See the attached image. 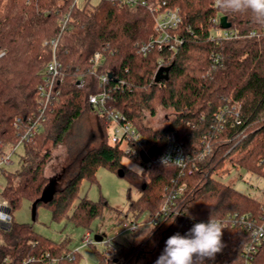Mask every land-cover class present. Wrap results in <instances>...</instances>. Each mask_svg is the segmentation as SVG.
Segmentation results:
<instances>
[{
    "label": "trees",
    "instance_id": "1",
    "mask_svg": "<svg viewBox=\"0 0 264 264\" xmlns=\"http://www.w3.org/2000/svg\"><path fill=\"white\" fill-rule=\"evenodd\" d=\"M148 1L180 9L182 22L171 32L183 39L176 50L162 53L154 48L147 56L140 55L139 46L158 34L154 17L145 8L122 7L119 0H100L95 6L87 0L73 9V0H0V144L11 148L10 153L16 152L20 141L17 120L26 122L38 111V86L52 59L51 41L60 34L58 20L64 13L71 19L57 48L65 74L61 96L49 112L44 130L23 145L19 168L3 171L6 185L1 196L9 204L12 223L0 228V264L81 263V254L69 249L67 241L48 239L32 225L17 223L13 214L24 200L33 205L46 192L51 182L44 175L51 160L47 146L60 145L73 123L91 109L89 97L101 90V76L108 77L107 89L120 83V90H113L109 107L123 113L148 140L145 146L151 156L163 153L168 136L176 133L189 157L187 167L149 165L141 157L137 162L143 166L142 173L126 168L124 152L109 143V126L98 116L100 147L83 154L76 175L62 189L55 187L49 201H40L38 207L51 208L54 221L69 219L89 229L107 204L104 199L93 202L80 198V186L84 180L97 183V172L107 168L118 175L122 172L141 192L136 200L130 198L128 214L133 221L138 222L144 214L150 220L183 186L186 189L178 202L184 201L182 209L196 220L208 221L212 216L224 221L238 214L250 216L258 224L264 221L260 201L212 177L232 167L264 179V38L220 43L209 39L211 19L219 14L227 16L242 34L264 24L250 11L222 10L216 7V0ZM97 52L104 54L105 62L93 71L92 59ZM213 54L221 57L216 67ZM161 68H169V79L156 82ZM234 102L242 106V123L229 120L224 130L215 134L216 115ZM160 108L172 110L176 116L163 129L153 130L144 120L147 113L155 115ZM204 140L211 142L212 151L201 160ZM177 233L185 235L184 222L178 217L162 222L143 240L137 239L142 234L138 229L127 243L118 245L114 257L97 252L98 264H155L166 240ZM222 239V251L204 264H247L244 251L251 242L247 228L231 226L223 230ZM252 264H264V245Z\"/></svg>",
    "mask_w": 264,
    "mask_h": 264
},
{
    "label": "built area",
    "instance_id": "2",
    "mask_svg": "<svg viewBox=\"0 0 264 264\" xmlns=\"http://www.w3.org/2000/svg\"><path fill=\"white\" fill-rule=\"evenodd\" d=\"M80 0H73L72 9L79 5ZM119 4L122 7L127 8H145L154 17L155 28L157 36L151 38L148 42L143 43L139 46L138 53L142 56H147L154 48H158L160 52L165 50H176L178 46L183 43V39L173 35L171 32L178 29L182 19L179 8H169L166 2L157 3L148 0H119ZM217 7V5H216ZM224 15L219 14L218 16L211 19V30L209 33V39L213 42L220 43L223 41H233L242 38H264V25L259 29H254L247 34H242L241 31L233 27L232 22L230 28H223L221 25V18ZM70 14L64 13L58 20V27L60 34L58 38L51 41L53 47L52 59L47 63L42 81L38 86V111L37 113L29 118L26 122L22 119H18L15 127L19 131V143L14 149L15 151L21 145L30 143L37 133L44 130L45 123L48 120L49 112L52 110L54 104L58 101L61 96L60 86L64 82V71L61 61L57 55V48L59 45L60 37L64 32L70 28ZM3 53L0 55V57ZM220 55L213 54L212 60L214 67L220 62ZM105 62L104 54L97 52L92 59V70L95 71L100 68ZM101 90L98 94L91 95L89 97V105L96 114L103 118L109 127H112L111 142L112 146H118L120 150L124 152V160L131 162L133 165L143 169L137 160L144 158L147 163L150 164H161V165H175L180 169H185L188 164V154L184 149L182 141L178 138L176 133H172L167 138V146L163 153L156 157H152L149 150L146 148L147 139L127 120L126 116L115 108H110L109 103L112 101L113 90H120V83L115 84L113 89H107L105 85L108 83L107 76H101ZM84 82L79 83L78 86L82 87ZM241 104L234 102L229 103L223 108L215 117V125L213 131L220 132L224 130L225 125L229 120H234L236 124L242 123L240 117ZM204 150L200 155L202 160L205 156L209 155L212 151V145L209 140H204ZM235 147V146H234ZM13 152L6 156L0 161V166L10 165L11 155ZM127 165V164H126ZM128 166V165H127ZM243 171L242 169H238ZM193 170L190 171L192 173ZM240 174V173H239ZM238 174V175H239ZM258 179H261L257 176ZM186 186L180 188L179 191L172 193L169 198L162 205L161 209L154 217L145 223H139L136 221L128 222L124 228L119 229L117 236L125 233L133 234L142 226H148L152 222L159 226L162 222L172 217H178L184 222V234H187L195 223L207 222L206 220H196L186 214L182 209V204L178 202L180 197L183 195ZM264 199V192H263ZM264 206V200L262 201ZM0 207L7 213L6 220H0V228H7L12 223V215L10 213V207L7 201H1ZM224 225V230L234 225H241L251 234V242L245 247L244 257L246 258L247 264H252L254 256L257 254L260 246L264 245V221L261 224L256 223L250 219V216H239L238 214L229 216L224 221L219 220ZM117 239L112 241L103 240L100 243H104L108 251L111 253L115 250V243ZM94 240L91 238V233H87L85 237V244L92 245Z\"/></svg>",
    "mask_w": 264,
    "mask_h": 264
},
{
    "label": "rangeland",
    "instance_id": "3",
    "mask_svg": "<svg viewBox=\"0 0 264 264\" xmlns=\"http://www.w3.org/2000/svg\"><path fill=\"white\" fill-rule=\"evenodd\" d=\"M86 1L80 0L78 6L82 7ZM90 1L92 6L100 2V0ZM175 116L176 114L172 110L160 108L155 115L150 116L147 113L144 123L153 130H161ZM107 135L109 143L112 144L110 139L112 127L108 128ZM101 139V123L98 115L92 109H86L73 123L60 145L55 147L51 143L48 144L47 149L51 152V160L45 167L44 175L48 180H56L55 187L62 189L76 175L79 158L88 151L98 149L102 142ZM10 149L0 144V161L9 156ZM23 154L24 146L21 145L11 155L12 163L0 166V202L5 201L1 196V192L6 185L3 171L15 172L19 168ZM127 165L126 168L142 173V168L133 165L131 162H127ZM212 177L243 194L257 199L261 203L264 200V179H258L256 175H252L245 170L241 171L231 167L228 172L222 174L215 172ZM97 181V183L92 184L84 180L80 186V198L87 197L93 202L104 199L107 204L102 216L93 220L89 229L78 226L69 219L54 221L52 209L45 205L38 207L36 220H34L32 203L29 200H24L20 208L14 212V219L17 223L32 225L35 232L57 243L67 241L69 249L78 251L81 254L82 261L80 264H98L97 252L107 258L114 257L118 245L127 243L128 239L131 238V233L117 236V232L133 220L132 214H128L130 198L136 200L141 192L135 186H132L127 178H123L107 168L99 169ZM147 221H149V215L144 214L138 222L145 223ZM146 228L147 226H142V233ZM87 233H91V238L94 240L92 245L84 243ZM96 235L102 236L105 241H112L116 238L114 252L110 253L104 243L96 242Z\"/></svg>",
    "mask_w": 264,
    "mask_h": 264
},
{
    "label": "clouds",
    "instance_id": "4",
    "mask_svg": "<svg viewBox=\"0 0 264 264\" xmlns=\"http://www.w3.org/2000/svg\"><path fill=\"white\" fill-rule=\"evenodd\" d=\"M216 5L234 13L250 11L258 23L264 24V0H216ZM7 215L0 207V220H6ZM155 228L152 222L137 239L147 238ZM223 230L224 225L212 216L206 223H195L187 234L177 233L166 240L155 264H204L206 259L213 260L222 251Z\"/></svg>",
    "mask_w": 264,
    "mask_h": 264
},
{
    "label": "water",
    "instance_id": "5",
    "mask_svg": "<svg viewBox=\"0 0 264 264\" xmlns=\"http://www.w3.org/2000/svg\"><path fill=\"white\" fill-rule=\"evenodd\" d=\"M221 25L223 28H230L231 27V23L228 21V17L227 16H223L221 18ZM169 68H161L158 73L156 74V78L155 81L156 82H160L163 79L168 80L169 79ZM123 173L120 172L119 176L123 177ZM55 184H56V180H51L50 185L48 186L46 192L44 193V195L41 197L40 200L36 201L35 203H33L32 205V212H33V219L36 220V215H37V209H38V203L40 201L42 202H48L50 199V195L52 194V192L55 189ZM95 241L100 243L103 241V237L96 235L95 236Z\"/></svg>",
    "mask_w": 264,
    "mask_h": 264
},
{
    "label": "crops",
    "instance_id": "6",
    "mask_svg": "<svg viewBox=\"0 0 264 264\" xmlns=\"http://www.w3.org/2000/svg\"><path fill=\"white\" fill-rule=\"evenodd\" d=\"M124 164L126 165V164H127V162H125V161H124ZM131 168H132V167H131Z\"/></svg>",
    "mask_w": 264,
    "mask_h": 264
}]
</instances>
